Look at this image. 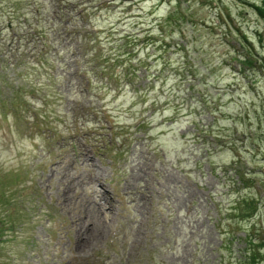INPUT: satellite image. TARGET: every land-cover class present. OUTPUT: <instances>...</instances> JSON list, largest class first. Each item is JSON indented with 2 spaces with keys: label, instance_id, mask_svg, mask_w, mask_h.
Listing matches in <instances>:
<instances>
[{
  "label": "rangeland",
  "instance_id": "374dc122",
  "mask_svg": "<svg viewBox=\"0 0 264 264\" xmlns=\"http://www.w3.org/2000/svg\"><path fill=\"white\" fill-rule=\"evenodd\" d=\"M260 2L0 0V264H264Z\"/></svg>",
  "mask_w": 264,
  "mask_h": 264
},
{
  "label": "trees",
  "instance_id": "16d2710c",
  "mask_svg": "<svg viewBox=\"0 0 264 264\" xmlns=\"http://www.w3.org/2000/svg\"><path fill=\"white\" fill-rule=\"evenodd\" d=\"M65 5V9L69 10L68 8L70 6L74 7L73 10H76V7L78 6V3H67V2H63ZM253 8L257 11V15H259L263 20H264V0H261L260 3L258 4H252ZM74 11L69 10V17L68 19H76V15H73ZM25 15H23L22 20L25 23L26 22V18L24 17ZM93 30H95V33L93 34L91 31H85L84 35L80 34L78 30L71 29L68 31V34L72 35L73 37H76V40H81L83 38L86 39V37L91 36V38H87V43L82 42L83 45L85 44H89V41H93V44L97 42L98 40V36L100 34V32L93 28ZM67 30V27H65L64 31ZM111 30H109L110 32ZM40 32L43 33V31L40 30V27L37 24H34L33 27H27V29L24 31L23 36H28L31 34H36L38 33L40 36ZM49 49V46L46 43H41L40 47H39V51L36 53V59H37V55L38 56V64L37 66L39 68H44V63L45 61L48 59V57L45 55L47 53V50ZM102 49V48H101ZM87 58L85 63L86 64H93L91 63V61H93L94 59H99L101 57V54L96 53L92 48H87ZM248 50V49H247ZM249 52V51H247ZM125 52H120V53H115L114 58L112 59V57H109V53H107L104 58H103V65L106 67L107 72L105 73L104 76H110L111 74L109 73L110 70L113 71V67L117 66V65H121L124 63V58L127 55H124ZM120 56L123 58H120ZM240 64L242 66L245 65H250L251 63H253L254 61H251L249 58H244L243 60H239ZM36 63V61H35ZM100 65V64H99ZM44 71L45 68H44ZM103 70L100 69V72H102ZM83 76H86L88 74V72H82L80 73ZM89 82V81H88ZM16 184V183H15ZM14 185V183H13ZM4 191V190H3ZM9 195V194H8ZM8 195L6 196H2L0 197V203L2 204V206L4 207L3 209H1L0 211V256L1 254L6 256V258H10L12 255L10 254V252H2V250L4 249V243L7 241H11L12 239L15 238V234H13L16 230L17 227H20L22 225L23 222H21L20 220H18V218H20V212H22L25 216H26V211L28 210V208L26 206H22L21 205V201L19 199V197L16 199V201H10V200H5L4 198L8 197ZM17 204V207H16ZM261 246H264V243L260 244ZM259 247V246H258ZM257 253H255V251L253 249H250V260L251 262H255L254 259H256ZM228 264V263H227Z\"/></svg>",
  "mask_w": 264,
  "mask_h": 264
}]
</instances>
